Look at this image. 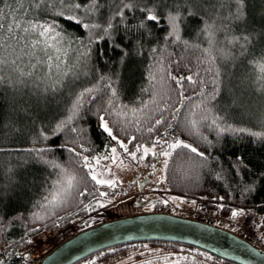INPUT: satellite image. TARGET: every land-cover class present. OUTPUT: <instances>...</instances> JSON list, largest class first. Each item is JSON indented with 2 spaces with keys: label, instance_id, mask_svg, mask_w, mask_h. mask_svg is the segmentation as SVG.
<instances>
[{
  "label": "trees",
  "instance_id": "trees-1",
  "mask_svg": "<svg viewBox=\"0 0 264 264\" xmlns=\"http://www.w3.org/2000/svg\"><path fill=\"white\" fill-rule=\"evenodd\" d=\"M0 9V264H27L24 249L45 231L90 226L106 188L85 162L117 140L128 151L159 139L195 148L171 151L167 190L215 202L223 218L254 212L264 241V0H0ZM141 9L159 23L140 27ZM169 12L182 17L178 34ZM36 24L54 26L59 38L48 42L59 51L40 29L25 31ZM125 257L235 264L168 241L116 245L74 264Z\"/></svg>",
  "mask_w": 264,
  "mask_h": 264
},
{
  "label": "water",
  "instance_id": "water-1",
  "mask_svg": "<svg viewBox=\"0 0 264 264\" xmlns=\"http://www.w3.org/2000/svg\"><path fill=\"white\" fill-rule=\"evenodd\" d=\"M156 170L157 166L143 179L137 175L131 183L141 191L149 182L147 175ZM144 241L191 245L235 264H264V250L232 231L169 211L136 213L86 227L59 243L37 264H74L105 248Z\"/></svg>",
  "mask_w": 264,
  "mask_h": 264
},
{
  "label": "rangeland",
  "instance_id": "rangeland-1",
  "mask_svg": "<svg viewBox=\"0 0 264 264\" xmlns=\"http://www.w3.org/2000/svg\"><path fill=\"white\" fill-rule=\"evenodd\" d=\"M117 141L119 143L116 142L109 146L106 151L86 159L87 164L85 163V165L91 177L95 173L98 179L111 182L110 185L98 184L105 187L106 190L100 191V195L103 193L101 200L96 202L97 207L86 217L89 219V225H95L117 218L120 215L132 214L134 212H152L157 206L151 203V200H159L170 213L185 217H193L198 210L204 209L201 205L202 202L208 201L207 199H185L170 193L166 188L165 161L168 162L170 155L166 157L162 153L166 151L171 153L173 149L168 147L170 144L177 141L183 144V142L176 140L169 141L167 144L163 139H159L158 142L151 146L141 145L136 149L128 151L125 150L127 149L126 147H121L124 143L120 140ZM112 149L116 150L114 154ZM145 149L148 150L147 154L144 152ZM133 153L135 154V159H133ZM155 166H157V170L154 174L147 175L149 182L144 183L141 186L142 190L139 191L137 184H132L131 181L137 175H139V179H143L144 175L154 169ZM125 190H128L127 194H123ZM249 213H245V215ZM241 215L243 216L244 213L241 212L235 216L236 221H240ZM232 218L234 216L226 219L234 220ZM78 223H70L63 228L43 232L36 236V239H42L48 236L47 238H53L54 244L57 245L81 230V226ZM229 230L233 231L232 228H229ZM129 261L130 258L125 257L110 264H127Z\"/></svg>",
  "mask_w": 264,
  "mask_h": 264
},
{
  "label": "snow or ice",
  "instance_id": "snow-or-ice-1",
  "mask_svg": "<svg viewBox=\"0 0 264 264\" xmlns=\"http://www.w3.org/2000/svg\"><path fill=\"white\" fill-rule=\"evenodd\" d=\"M242 2H243V0H238V3H240L241 5H242ZM22 6L23 5L21 4V7ZM92 6L93 7L95 6V0H92ZM76 7L79 8L80 5H76ZM125 7H131V5H125ZM141 11L142 12H145L146 14H145L144 18L140 22V25H139L140 27L147 26V23L148 22H155L157 24L159 23V19L160 18L154 12L153 9H141ZM2 19H3V9H0V21H2ZM67 19H69L71 21H75V23L77 25H79L81 23L80 20H78L74 16H69V17H67ZM166 19H167V22H168L169 26L172 29V32L178 34V32H179V21L182 19L180 13L177 12V13L173 14L172 12H169L167 14ZM110 26L111 25H109V27ZM17 27H19V25H17ZM84 27L87 28L89 26L88 25H84ZM92 27H96V25H92ZM3 29H4V25H3L2 22H0V32H2ZM37 29H40L39 35L41 37L48 38V39L45 40L46 47L47 48H55L56 51H59V48L56 47V45L54 43H49L48 42V40L57 41L58 38H59V34L58 33H55L54 26H51V25L45 26V25L36 24V25H31L30 29H25V31H29V30L36 31ZM8 31L11 32V27H9ZM107 31H108V29H105V32H107ZM57 59H59V57H57ZM257 67H258V69H259V71L261 73V78H264V63H259L257 65ZM189 80H191L190 77H189ZM113 95H115V93H113ZM101 127L103 128V130L109 136H112V132L109 129L108 125L103 122V117H101ZM112 138L115 139V137H112ZM117 142L119 143V141H117ZM121 147H125V146L124 145H121ZM168 147L171 148V149H175L177 147H184V148H189L190 151H192V152H196V149L195 148H191L187 144H183L182 145L179 141H177V142H175L173 144H170ZM125 150H127V149H125ZM115 151H116L115 149H112L113 154L115 153ZM138 151H139V149H138ZM144 152H145V154H147L148 150L145 149ZM162 154L167 157L171 153L166 151V152H163ZM197 154L200 155L199 153H197ZM132 155H133V159H135V154L133 153ZM85 163L87 164V162H85ZM165 166H167V161H165ZM73 179L74 178L69 177L65 181V183L67 184L68 188L64 189L63 191L57 190V192H55V193L52 194V198H53L52 199V202H55L59 198V196L63 195L64 192H67L68 189L71 188ZM92 179L95 180L97 184H109L110 185V183H111V182H108V181H105V180H102V179H98L97 178V175L95 173H93ZM101 195H103V193H101ZM236 215H237V213L236 212H233V216L235 217Z\"/></svg>",
  "mask_w": 264,
  "mask_h": 264
},
{
  "label": "built area",
  "instance_id": "built-area-1",
  "mask_svg": "<svg viewBox=\"0 0 264 264\" xmlns=\"http://www.w3.org/2000/svg\"><path fill=\"white\" fill-rule=\"evenodd\" d=\"M201 207H203L204 209H197L198 211L195 213V217L197 219L205 221L207 223H219L232 227L237 235L251 242L258 248L264 250V242L260 239L256 232V227L259 223V220L254 214L249 213L243 218H240V221H236L237 219L229 220L219 216L216 213L217 204L215 202L204 201L202 202ZM47 237L42 239H33L30 246L24 250V255L29 264H35L39 259H41L45 254H47L56 246V244H54L55 242L53 241V238L51 239Z\"/></svg>",
  "mask_w": 264,
  "mask_h": 264
},
{
  "label": "flooded vegetation",
  "instance_id": "flooded-vegetation-1",
  "mask_svg": "<svg viewBox=\"0 0 264 264\" xmlns=\"http://www.w3.org/2000/svg\"><path fill=\"white\" fill-rule=\"evenodd\" d=\"M153 203L155 204V205H157V207H155V209H162L163 207H165L164 205H158V202H156V201H153ZM157 203V204H156ZM159 204H160V202H159Z\"/></svg>",
  "mask_w": 264,
  "mask_h": 264
}]
</instances>
